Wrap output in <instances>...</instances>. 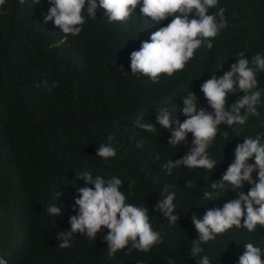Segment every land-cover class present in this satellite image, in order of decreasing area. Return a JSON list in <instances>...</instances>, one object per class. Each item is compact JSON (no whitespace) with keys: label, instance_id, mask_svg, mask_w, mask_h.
<instances>
[{"label":"clouds","instance_id":"clouds-1","mask_svg":"<svg viewBox=\"0 0 264 264\" xmlns=\"http://www.w3.org/2000/svg\"><path fill=\"white\" fill-rule=\"evenodd\" d=\"M48 2L51 8L44 24L54 22L55 31L64 40L82 35L89 21L93 23L92 34L98 38H111L106 29L112 30L126 45L124 52L131 75L136 78L155 84L186 71L197 74L184 89L140 94L138 108L143 109V114L135 120L134 140L115 146L108 137L109 143L99 144L96 156L105 161L116 157L131 165L134 172L149 174L151 168L138 160L143 155H153L155 168L169 178L217 177L199 204L202 219L192 216L198 237L192 236L186 254L197 264H222L223 253L206 255L209 247H217L208 244L221 238L228 247L218 248L225 250L228 263L264 264V245L261 248L248 242L242 250L227 238L236 230L256 233L264 227V49L256 41L237 36L236 43L228 36V2ZM4 4L5 0H0V6ZM250 13V8H245L235 14L239 30H264L263 23L254 21L240 25L243 16ZM119 70L128 74L122 67ZM44 86L48 87L47 81ZM55 86L53 82L51 87ZM116 130L121 132L123 128L119 125ZM77 179L92 187L78 189L75 205L79 211L70 217L71 231L57 234L60 248H70L77 233L95 241L103 229L108 230L103 242L108 245L109 258L125 249L147 253L163 243L162 234L150 222L149 209L127 202L131 193L121 191L120 178L105 179L83 171ZM169 187L165 185L154 208L162 214V227L178 225L180 219L178 194ZM185 187L191 188L192 182L186 181ZM61 195L57 192V198ZM47 212L55 217L63 209L53 204ZM31 244H26L19 254H28ZM9 258L0 254V264H8ZM167 264L175 262L168 259Z\"/></svg>","mask_w":264,"mask_h":264},{"label":"trees","instance_id":"trees-1","mask_svg":"<svg viewBox=\"0 0 264 264\" xmlns=\"http://www.w3.org/2000/svg\"><path fill=\"white\" fill-rule=\"evenodd\" d=\"M225 1L228 36L236 43L237 36L256 41L264 49L263 29L242 33L234 22L235 14L250 8L240 25L264 24V0ZM38 2L5 0L0 6V254L10 257L8 264H167L168 259L197 264L186 254L192 236L198 237L192 216L202 219L199 204L217 177L169 178L155 168L153 155L138 160L151 168L149 174L134 172L116 157L105 161L96 156L99 144L109 143L108 137L115 146L134 140L135 120L143 114L138 108L140 94L184 89L197 74L186 71L155 84L136 78L126 45L112 30L106 29L111 38H98L89 21L82 35L64 40L54 22L44 24L51 4ZM121 67L127 75L121 74ZM119 125L121 132L116 130ZM83 171L120 178L121 191L131 193L127 202L149 209L150 222L163 243L147 253L125 249L109 258L103 242L108 230L103 229L95 241L77 233L70 248H60L57 234L71 231L70 217L79 211L78 189L92 187L77 179ZM189 180L192 187L186 188ZM165 185L178 194L180 219L178 225L162 227V214L154 208ZM57 192L63 195L57 198ZM53 204L63 209L61 215L48 214L47 207ZM227 238L242 250L248 242L263 248L264 227L256 233L236 230ZM30 242L28 254H19ZM212 244L217 247H209L206 255L223 253L222 264H230L225 250L219 249L228 247L225 242L219 238L208 245Z\"/></svg>","mask_w":264,"mask_h":264}]
</instances>
